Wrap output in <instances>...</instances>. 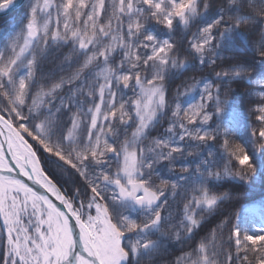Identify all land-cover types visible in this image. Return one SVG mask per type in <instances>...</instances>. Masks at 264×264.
<instances>
[{
    "label": "snow or ice",
    "instance_id": "obj_1",
    "mask_svg": "<svg viewBox=\"0 0 264 264\" xmlns=\"http://www.w3.org/2000/svg\"><path fill=\"white\" fill-rule=\"evenodd\" d=\"M255 2L33 0L26 23L0 50V264H142L168 243L183 247L201 214L231 198L213 193L214 182L264 174V93L250 110L258 127L243 117L251 147L229 140V125L242 118L228 96L231 83L264 87V74H253L264 66V0L259 10ZM14 3L0 0V11ZM254 15L262 38L249 53L234 41L250 39ZM181 25L190 54L213 71L172 94L166 81L186 67L172 38ZM53 48L68 49L56 66L68 75L46 68ZM193 91L194 101H182ZM165 116L167 126L153 135ZM217 144L222 170H215ZM186 157L199 163H180L177 173ZM45 165L53 175L65 169L80 186L73 183L69 197ZM164 169L175 179L164 178ZM179 188L187 202L169 240L162 226ZM224 229L234 248L224 264H264V219L239 213L223 216L172 264H218Z\"/></svg>",
    "mask_w": 264,
    "mask_h": 264
},
{
    "label": "trees",
    "instance_id": "obj_2",
    "mask_svg": "<svg viewBox=\"0 0 264 264\" xmlns=\"http://www.w3.org/2000/svg\"><path fill=\"white\" fill-rule=\"evenodd\" d=\"M33 0H28L23 6H21L18 10H15L11 14L0 17V50L4 48L7 44L8 40L11 36L15 35L23 25L26 23L25 13L28 10L30 4ZM257 10L260 8L259 0H256L255 5ZM254 21L252 27V35L250 39L246 40L244 38H237L239 42L234 41V47L240 48L243 45L244 48L249 49V53H251L252 48H255L259 45L261 41V25L259 23L258 15H254ZM154 24V22H153ZM153 31L160 32L162 35V30L159 29L158 26L152 28ZM187 30L183 28V26H179L176 31L172 34V38L177 42V51L175 55L179 58L180 61L186 62V67L180 70H176L175 74L166 81L167 86L172 94L175 93L177 88H180L181 91L184 90L186 86H191L194 83L193 77L199 80L201 77H208L213 69L211 67L200 68L195 57L190 54L188 51L187 40L190 39V32L188 35H185ZM191 31H196V28L191 27ZM67 48L61 49L59 52L53 48L45 61L47 69H54L56 75H68L69 70L61 73L59 68L56 66L60 64L64 54L67 52ZM226 55H232V52L225 53ZM119 61V57H117V62ZM219 63V62H218ZM216 70H219L217 68ZM259 72L260 74H264V66H260L259 69H253V74ZM231 91L228 92V96L231 100L232 106L236 109L237 112L241 114V119L238 123H234L229 125L230 128L233 129L229 140L233 144H242L246 147H251V142L248 137L247 123L248 121L243 117L251 116L252 127H258V124L255 120V115L251 113V109L255 107L257 103L260 102L261 93H264V87L253 82L248 81H240V82H232L230 85ZM227 90V89H225ZM195 93V97H194ZM197 97V91L191 92L189 95L182 98V101H194ZM168 117H164L163 125L160 129H157L153 135L158 134L162 131L163 127L167 126ZM189 150H191V146H189ZM216 151L217 158V169L222 170L220 165L223 163L222 149L219 148V144H217L214 149ZM189 163L195 164L199 163L194 157H186L184 160L178 161L175 168L176 172H179L180 163ZM42 164L45 162L42 160ZM45 169L48 172L50 178L53 179L58 186L63 185L64 188L67 189L66 195L69 197L72 195V184L75 183L77 186H80V180L78 177L73 176L70 172L66 171L63 168H55V175H53V171H49L47 165H45ZM233 171H237L238 169L233 166ZM166 169L162 170V175L166 179H175V173L167 174ZM57 177H60L57 179ZM156 183H159L157 180ZM211 190L213 193L222 194L224 192L229 193L230 199H226L219 207L217 212L213 215H208L207 213H202L205 217L201 222V227L196 230L193 238L184 242L183 247L176 243H168L167 251L162 252L159 255H156L154 259H144L142 264H172L174 259L181 255L182 252H191L193 247L203 238L208 236L209 231L219 223V221L225 215H230L231 213H241L243 209L250 204L258 205L259 208L256 212L251 213L250 220L259 222L264 219V174L257 173L255 176L250 175L249 178L245 181H241L237 179H231L225 177L223 180L214 182V185L211 186ZM185 191L183 188L177 189L175 197H170V208L172 219L171 221H166L162 226V231H165L169 234V240H171V236L175 231L181 230V220L182 216V206L187 202L185 199ZM83 198V197H82ZM199 218V217H198ZM183 235V233H182ZM228 229H224L222 233H217V262L218 264H224L225 260V252L226 251H234V248L228 243ZM152 239H156L157 236L153 235ZM2 249H0V255H2ZM249 259H252L250 256Z\"/></svg>",
    "mask_w": 264,
    "mask_h": 264
},
{
    "label": "water",
    "instance_id": "obj_3",
    "mask_svg": "<svg viewBox=\"0 0 264 264\" xmlns=\"http://www.w3.org/2000/svg\"><path fill=\"white\" fill-rule=\"evenodd\" d=\"M26 2H27V0H15L14 5L10 9H8L6 11H0V17L6 16V15L12 13L16 9L20 8L21 6H23ZM24 179L26 180V182L31 183L30 181H27V178H24ZM35 187L37 188V190H39L41 192L44 191V189L40 188L39 185H36ZM54 202L59 203L58 201H55V200H54Z\"/></svg>",
    "mask_w": 264,
    "mask_h": 264
},
{
    "label": "rangeland",
    "instance_id": "obj_4",
    "mask_svg": "<svg viewBox=\"0 0 264 264\" xmlns=\"http://www.w3.org/2000/svg\"><path fill=\"white\" fill-rule=\"evenodd\" d=\"M66 51H68V50H66ZM194 97H195V93H194ZM190 101H192V100H190ZM257 209H258L257 206L251 205V206L247 207L243 212H241L240 215L242 217H244V218L250 219L251 218V214H249L247 212H249V211H256Z\"/></svg>",
    "mask_w": 264,
    "mask_h": 264
}]
</instances>
